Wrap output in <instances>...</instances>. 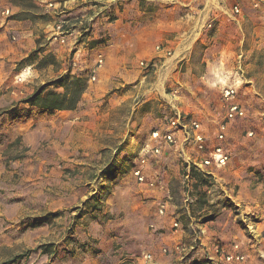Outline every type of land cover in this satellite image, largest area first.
<instances>
[{
  "label": "crops",
  "instance_id": "0c3cea01",
  "mask_svg": "<svg viewBox=\"0 0 264 264\" xmlns=\"http://www.w3.org/2000/svg\"><path fill=\"white\" fill-rule=\"evenodd\" d=\"M30 1L40 7V13L20 5L4 8L1 5L8 0H0V66H11L32 51L46 47L58 62L63 61L64 69L50 79L38 74L27 80L26 84L34 83L29 96L65 75L90 76L98 55L103 53L105 58L104 66L97 70L96 82L89 80L75 110L50 113L35 107L30 109L33 112L30 119L53 123V143L59 149H63L62 145L69 146L75 163L85 162L75 154L82 147L97 156L99 151L112 148L111 139L119 138L125 143L129 127L139 126L136 120L141 114V105L133 107L131 100L142 88L141 93L150 98L164 97L170 111L197 112L198 116L192 117L202 124L210 149L223 144L216 136L228 107L222 96L223 89L238 88L237 101L246 110L249 106L257 108L264 116V88L257 86L258 78L263 80L264 73H255L256 66L264 64V0H143V4L141 0H129L117 11L114 21L100 20L104 23L98 22L92 34H85L84 40H80V29L74 28L66 44L55 38L59 34L55 32L58 13L50 7L65 1L73 17L89 15L85 2ZM236 5L240 6L238 14ZM5 10H11L12 16H4ZM72 56L78 58L80 68L72 67ZM141 62L151 66L150 70L145 71ZM238 82L245 83V88ZM166 87H174L173 92L167 93ZM129 107L136 113L135 121L126 113ZM236 123L238 120L230 125L223 144L229 151L230 161L226 167L214 171L218 187L230 200L225 204L216 202L212 217L205 215L208 207L197 215L189 209L179 212L183 205L178 207L171 195L173 179L183 177L180 158L197 160L204 154L192 145L164 147L160 155L142 154L144 145L133 147L135 142L129 140L123 153L135 149L133 162L141 154L147 157L144 172L155 186L139 184L137 199L120 201L118 206L108 208L110 213H116L120 233L114 237L110 231L105 232L99 243L100 250L83 254L87 258L83 264H206L207 259L213 261L208 264H264V118L255 127L263 133L255 139L232 140L238 134ZM165 127L163 122L156 129ZM125 157H112L103 169L115 159L120 163L115 164L117 172L121 173L132 164V160L124 161ZM133 168L132 165V174ZM104 177L95 179L102 181ZM93 193L88 205H95L97 188ZM162 204L166 207L164 215L159 213ZM249 211L259 219L251 224L253 231L242 223V215ZM115 243L120 246L118 249L112 248ZM234 245L246 256L245 261L226 262L224 255L235 252ZM147 254L153 259L146 260Z\"/></svg>",
  "mask_w": 264,
  "mask_h": 264
},
{
  "label": "rangeland",
  "instance_id": "374dc122",
  "mask_svg": "<svg viewBox=\"0 0 264 264\" xmlns=\"http://www.w3.org/2000/svg\"><path fill=\"white\" fill-rule=\"evenodd\" d=\"M127 1L129 0H80L85 2L90 14L75 17L72 16L73 14L70 15L68 5L66 6L68 3L65 1H61V5L55 3L50 9L55 8V13H58L57 25L64 27L62 30L65 34L61 36L64 37L66 44V39L74 28L80 29L82 34L80 40H84L85 34H92L98 22L101 24L105 20L106 22L114 21L117 18V11H120ZM144 2L141 0V4ZM18 5L34 13L41 11L40 7L30 0H8L1 6L13 8ZM10 16H12L11 10ZM55 32L58 33L57 26ZM58 42L62 44L60 39ZM41 50L38 55L33 56L34 65L30 64V67L27 64L24 66L20 64L35 54L36 50L11 66H0V264H83L87 259L83 254L93 249L100 250L99 243L105 232L110 231L114 237L120 233L115 218L116 213H110L108 208L118 206L120 201H132L138 197L139 183L131 173L132 164L127 165L118 175L115 159L119 156H126L125 161L135 159V149L132 152L128 151L126 155L123 153L126 152L125 144L129 140L135 142L133 147L148 144L153 130L165 122V117L170 114L171 109L170 105L165 103L164 97L150 98L141 93L144 89L142 88V91L135 93L131 100L133 107L141 105V114L136 120L139 126L129 127V135L125 143L122 144V139L119 138L111 139L112 148L99 151L96 153L98 157L90 153L89 149L82 147L75 154L79 160L85 162L75 163L72 161L75 157L71 155L72 150L69 146L62 145L63 149H59V146L53 143L55 131L52 122L35 121L23 114L24 110L31 108L23 101L30 97V91L34 86V83L26 84L25 82L38 74L50 79L64 69V65L61 64L63 61L58 62L52 52L48 53L46 47ZM71 58L72 67L80 68L78 58L73 59V56ZM73 60L77 61V63L74 61L77 65H73ZM256 67V74L262 71L264 73V64ZM150 68L151 66L144 70L147 71ZM260 78H258L257 86L264 88V79L260 80ZM238 85L245 88V83L238 82ZM138 88L132 90L139 91ZM173 90L174 87H166L167 93ZM257 106H260L258 108L260 110L261 104ZM262 107L264 108V103ZM256 109L251 106L247 108L248 118L238 120L236 123L238 134L232 137V140L255 139L257 135L263 133L262 130L255 128L259 120L264 118ZM12 110L16 113L11 116ZM132 112L131 107L126 110L128 117L135 121L136 113ZM146 113H148L147 116ZM191 113V116L193 114L198 116L197 112ZM16 114L23 117L16 118ZM124 128L127 130L126 127ZM250 132L253 133L252 136L249 135ZM106 156L107 159L104 160ZM112 157L115 158L112 164L103 169L111 162ZM180 160L184 174L187 164L183 159L180 158ZM111 168L112 172L116 173L104 177L102 181L95 179L98 176H104V171ZM99 170L102 171L99 172ZM180 177L173 179L171 195L178 207L181 208L183 205V209H179V212H182L187 209L184 203L186 185L184 177L182 180ZM207 180L208 183L205 186L198 180L193 184L197 202L191 205L189 210L197 215L204 207H208L205 215L212 217L214 204L216 202L225 204V201L230 199L221 192L215 177ZM96 188L98 190L96 196L102 199L103 203L96 206L93 203L88 205L89 197L94 194L93 191ZM243 210L246 211V209ZM54 214L59 215L55 217ZM239 214H242L241 211ZM83 215L86 216L85 219H82ZM43 217H46L49 222L34 227L36 220ZM242 218L246 229H249L247 224L259 221L252 211L242 215ZM149 230L152 231L153 228L150 227ZM44 246H50L51 251L46 253ZM119 247L117 243L114 247L112 246L114 249ZM211 262H213L211 259L205 260L206 264Z\"/></svg>",
  "mask_w": 264,
  "mask_h": 264
},
{
  "label": "built area",
  "instance_id": "2783aa9c",
  "mask_svg": "<svg viewBox=\"0 0 264 264\" xmlns=\"http://www.w3.org/2000/svg\"><path fill=\"white\" fill-rule=\"evenodd\" d=\"M235 12L238 14L240 12V6H235ZM3 15L8 17L10 16V10L3 12ZM1 27V26H0ZM64 27L62 25H57L58 36L55 38L61 40L62 43H65L64 35L65 32L62 30ZM89 31V29H88ZM158 50L161 49V46L157 47ZM76 60H73V62ZM74 62L73 65H76ZM105 58L103 53L98 55L97 63L95 68L90 73V80L95 82L97 80V70L101 69L104 66ZM142 67L147 68L149 65L146 62L140 63ZM238 88L228 87L222 90V96L224 100L228 102L227 112L224 115L222 121L218 125V132L216 134L217 140L220 142H225L228 130L230 125L237 120L247 118V110L237 101ZM166 127L164 129H156L151 134V140L153 141L154 146L146 144L143 146L142 154L152 153L153 155H160L164 147H186L189 145L195 146L197 150L202 154L199 159H184L183 161L187 164L185 172L183 174L184 184L186 185L185 191V200L187 209L191 205H194L197 202V197L194 196V186L196 179L192 176V171L195 170L198 173H201L205 178L210 179L214 176V171L222 169L227 166L230 161V155L227 148L219 143L214 146L212 149L208 148L205 136L203 134V126L199 120L195 119L188 113H184L180 110H172L169 115L165 117ZM250 136L253 133H249ZM209 149V150H208ZM138 157L134 164L133 175L137 179L138 183L143 186H148L150 188L155 186V183L148 180L144 168L147 164V157L145 156ZM181 155H185L183 151H180ZM166 207L162 204L159 213L164 215L166 212ZM175 228L179 227L177 222L174 223ZM249 230L253 231L254 227L251 224L246 225ZM235 252H226L224 258L228 263L234 262H243L246 259V256L239 252V246L234 245ZM146 260H152L153 256L151 254L145 255Z\"/></svg>",
  "mask_w": 264,
  "mask_h": 264
},
{
  "label": "trees",
  "instance_id": "16d2710c",
  "mask_svg": "<svg viewBox=\"0 0 264 264\" xmlns=\"http://www.w3.org/2000/svg\"><path fill=\"white\" fill-rule=\"evenodd\" d=\"M42 50L38 49L32 54L31 57L27 58L26 60H23L20 64L21 66L24 65H30L33 64V56L38 55ZM90 80V76L82 75H65L63 77H60L54 82L45 84L41 86L33 95H31L28 99L24 100L23 103L29 105L31 108H37L40 109L42 112H50L54 113L57 110H75L82 98L83 93L87 90L88 82ZM53 88H50V87ZM57 89H63L62 92L58 91ZM28 110H24L23 114L26 117H29L32 115L33 112ZM14 113V110L10 112V115L12 116ZM22 113V112H21ZM22 114V115H23ZM17 117H23L18 116V114L15 115ZM124 159V158H123ZM121 161V160H120ZM125 161V160H124ZM132 165H135L133 160L131 161ZM118 166L120 163H116ZM110 169H107L104 171V176L107 177L109 175H112L117 172L110 173ZM112 170V169H111ZM122 172V171H121ZM109 173V174H108ZM120 173L118 172V175ZM192 176L201 182L203 185L208 183V180L197 171H192ZM95 205L102 204L103 200L95 196ZM101 210V209H100ZM59 214H54L55 217H57ZM49 222L46 217L39 218L36 220V222L33 224L34 227L38 225H44L45 223ZM44 249L46 253L51 251L50 246H44Z\"/></svg>",
  "mask_w": 264,
  "mask_h": 264
}]
</instances>
